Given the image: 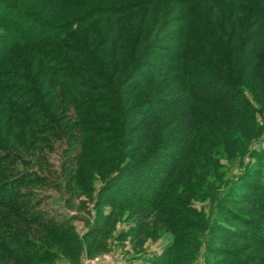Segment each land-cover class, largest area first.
Listing matches in <instances>:
<instances>
[{"label":"trees","instance_id":"trees-1","mask_svg":"<svg viewBox=\"0 0 264 264\" xmlns=\"http://www.w3.org/2000/svg\"><path fill=\"white\" fill-rule=\"evenodd\" d=\"M260 116L264 0H0V264H84L124 213L120 237L173 234L150 264H195L203 243L206 264L233 259L218 233L264 255V148L237 181L222 163ZM50 187L94 201L83 236L42 208ZM212 197L208 218L193 200Z\"/></svg>","mask_w":264,"mask_h":264},{"label":"rangeland","instance_id":"rangeland-1","mask_svg":"<svg viewBox=\"0 0 264 264\" xmlns=\"http://www.w3.org/2000/svg\"><path fill=\"white\" fill-rule=\"evenodd\" d=\"M259 120L260 123L263 124V131L261 135L250 142L249 149L246 154L243 155L242 158L236 159L234 162L227 159L222 160V163L225 166L224 170H226L227 173V178H234L233 180L237 181L240 176H246V174L253 171L255 158L252 157L251 152L264 148V118L260 116ZM62 150L63 144L57 145L56 151H54L51 155V161L54 162L57 167L60 166L59 164L62 160ZM100 184L101 181L97 180L96 187H99ZM151 184H153L152 181ZM227 187L228 186L220 187L218 191V196H221L220 201L222 203L225 202L224 206H229L233 209H236L240 205L235 203V205L232 206L231 203H228V201H226L229 200V197L227 196V193L229 191H226V189H228ZM43 191L45 199L42 203V208L48 210L50 213L55 214L58 217L72 216L73 224L76 226L78 234L80 236H83L84 233L88 230L87 221H93V219H95L97 216V210H95L93 206L94 201L88 198L86 195H81L80 197L74 196L71 198V200L67 201L68 194L65 193V191H61L55 188L53 189L51 187L43 189ZM224 193L225 195L223 196ZM233 194L234 193H231L230 196H232ZM214 195L217 196L216 194ZM193 204L199 210H203L207 214L208 218L211 216L214 205L215 210L217 204L219 205L218 200L216 201L213 197L203 200H193ZM142 214L143 212H139V215H137L136 217L138 218ZM123 215L124 216L119 219L118 222H116L115 227H112L113 230L110 232V234L107 236L105 235L107 245H101L102 249L99 250V252L94 256L90 257L87 256V254L83 255L82 260L84 264H150V259L152 258V256L160 254L163 248L173 240V234L168 230H162L161 236L156 240H154L152 236H142L139 241H136L134 243L135 240H133L132 238V236L135 234L134 232L126 235L122 234V237H120L122 232L129 229V224H132L135 218V216H129V213H124ZM218 234L219 235L215 234L216 239L213 242V250H218L221 247L223 249L229 248L230 251L233 252L232 255L235 256L233 259H225L223 263L222 261H219L221 264H264V261L262 260V258H264V255L252 252L253 247H250L249 243L239 241L231 242L232 239H230L231 237L229 235H225V233ZM118 235L119 238H117ZM102 238H104V236H102ZM138 242L141 243L139 247ZM233 248H235L236 250L233 251ZM217 250L211 252L212 257L215 256L217 259L224 258L222 257L221 252L216 253ZM206 251L207 247L205 243H203L198 252L195 264H206ZM55 264L70 263L62 258Z\"/></svg>","mask_w":264,"mask_h":264}]
</instances>
